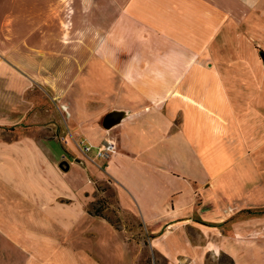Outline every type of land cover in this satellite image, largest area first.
<instances>
[{"label": "crops", "instance_id": "0c3cea01", "mask_svg": "<svg viewBox=\"0 0 264 264\" xmlns=\"http://www.w3.org/2000/svg\"><path fill=\"white\" fill-rule=\"evenodd\" d=\"M221 254L264 264V0H0V264Z\"/></svg>", "mask_w": 264, "mask_h": 264}, {"label": "rangeland", "instance_id": "374dc122", "mask_svg": "<svg viewBox=\"0 0 264 264\" xmlns=\"http://www.w3.org/2000/svg\"><path fill=\"white\" fill-rule=\"evenodd\" d=\"M31 97L35 99V106H34V111H33L34 117H31L29 119V122H37L35 124H40V125L42 123H45L46 125V123L48 124L50 122H53V125H54L50 127H45L42 131H40L39 134H42V135H53L54 134V135L59 136L65 130V133H67L68 135H71L69 134L68 129L65 127L63 119L56 108V101L53 95L47 89L36 87ZM35 124H32L30 126H34ZM26 127H27L26 124L22 126V130L24 132L28 131ZM72 141H73L74 146L80 152L79 143L81 140L72 138ZM103 186H104L103 189L106 191V195L105 197H101V199H98L97 203L93 206L94 209L100 212H102V210L105 207L110 208L109 205H113V202H114L113 201L114 194H113V191L110 189L111 187H109V185H107L106 183ZM92 212H96V211H92ZM110 214L115 215L113 208L109 209L108 212H104V215H110ZM111 218H113V216ZM145 257L148 259L149 262H151L152 255L150 253L145 254ZM210 261L213 262L214 264H217L216 259L212 257L210 258Z\"/></svg>", "mask_w": 264, "mask_h": 264}, {"label": "built area", "instance_id": "2783aa9c", "mask_svg": "<svg viewBox=\"0 0 264 264\" xmlns=\"http://www.w3.org/2000/svg\"><path fill=\"white\" fill-rule=\"evenodd\" d=\"M92 146L87 143L85 140H81L79 143V150L80 153L84 156H87V154L91 151ZM116 151V144L113 140H105L103 143H101L98 147H96L95 157L96 158H102L107 159L111 154H113Z\"/></svg>", "mask_w": 264, "mask_h": 264}, {"label": "water", "instance_id": "95a60500", "mask_svg": "<svg viewBox=\"0 0 264 264\" xmlns=\"http://www.w3.org/2000/svg\"><path fill=\"white\" fill-rule=\"evenodd\" d=\"M120 116H123L121 112L112 111L106 114L102 120V126L105 130H110L115 125L121 122ZM63 164H60L59 167L62 168Z\"/></svg>", "mask_w": 264, "mask_h": 264}, {"label": "trees", "instance_id": "16d2710c", "mask_svg": "<svg viewBox=\"0 0 264 264\" xmlns=\"http://www.w3.org/2000/svg\"><path fill=\"white\" fill-rule=\"evenodd\" d=\"M217 264H234L232 259L225 254H221L217 258Z\"/></svg>", "mask_w": 264, "mask_h": 264}]
</instances>
